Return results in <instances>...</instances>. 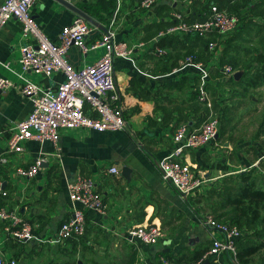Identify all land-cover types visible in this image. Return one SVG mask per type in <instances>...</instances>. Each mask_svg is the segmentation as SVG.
Returning <instances> with one entry per match:
<instances>
[{
	"label": "crops",
	"instance_id": "crops-1",
	"mask_svg": "<svg viewBox=\"0 0 264 264\" xmlns=\"http://www.w3.org/2000/svg\"><path fill=\"white\" fill-rule=\"evenodd\" d=\"M67 1L95 22L90 41L112 29L118 41L137 45L133 57H118L114 63L127 127L106 132L63 130L58 143L60 156L53 143L35 140L25 143L22 154L8 153V129L26 118L32 109L31 101L21 92L22 77L44 86H56L62 74L45 77L34 70H24L20 63L21 47L27 40L22 35L21 23L11 19L4 25L0 32V76L10 79L14 85L0 93V159L8 158L7 162L0 161V182L9 191L7 197H0V207L19 211L32 224L35 237L15 241L0 222V256L11 257L18 264H70L60 260L67 256L59 252L73 243L60 245L51 238L70 217L68 184L83 175L96 180L104 195L105 210L104 213L86 211L83 240L71 248L75 253L81 252L80 264H162V258L183 255L189 260L195 251L210 248L212 239L219 233L208 223L209 217L220 223H231L215 215L208 191L228 176L224 172L238 167L237 160L230 156L237 145L221 133L225 114L220 106L223 105L221 93L227 87L223 66L203 77L194 65L184 64L191 55L198 61H210L213 56L206 41L210 38L199 34L160 36V33L174 24L176 13L183 14L188 21L201 20L212 4L233 8L237 0H160L149 9L141 7L142 0ZM32 11L53 40L79 16L58 0H38ZM204 40L207 51H204ZM141 42L145 45L138 46ZM157 46L164 49L163 54L152 51ZM103 54L101 47L86 55L79 47L72 46L67 56L73 66L81 67ZM218 59L220 62V55ZM203 90L210 96L206 102L200 99ZM214 112L222 119L216 141L183 153V160L203 174L206 182L198 193L183 198L163 179L159 161L173 149V136L181 124L197 128ZM254 146L259 147V143ZM261 152L255 150L254 166L264 158V154H258ZM43 153L46 161L34 177L29 179L17 172L18 166L29 168ZM112 165L119 167L118 174L108 173ZM124 167L129 172L124 173ZM150 224L160 227L164 234L156 244L147 245L127 236L131 228ZM245 229L243 226V236ZM218 259L228 261L225 256ZM205 260H210L209 264L217 262L215 256Z\"/></svg>",
	"mask_w": 264,
	"mask_h": 264
},
{
	"label": "built area",
	"instance_id": "built-area-1",
	"mask_svg": "<svg viewBox=\"0 0 264 264\" xmlns=\"http://www.w3.org/2000/svg\"><path fill=\"white\" fill-rule=\"evenodd\" d=\"M38 0H5L0 3V32L11 19L21 23V31L27 42L21 47L20 63L24 70H34L45 77L62 74V79L56 86H44L29 77H22L21 92L32 103V109L24 119L16 121L8 131L7 152L22 154L25 143L35 140L40 143L51 142L60 156L58 146L63 130L93 129L100 132L125 130L127 120L117 89L114 63L118 57H133L137 45L127 41H118L116 31L109 29L100 37L90 41L89 36L94 26L83 16H77L74 21L65 26L56 40L51 39L42 29L32 8ZM160 0H142V8L149 9ZM175 22L160 36H184L199 34L210 38L208 48L212 58L208 62L198 61L195 55L188 56L184 64L194 65L203 77L209 76L212 70L219 67L218 51L224 41L240 30L244 21L237 13H229L217 4H212L204 19L188 21L183 14L174 15ZM215 38V39H214ZM145 45L140 43L138 46ZM72 46L79 47L84 54L97 48H103L104 54L96 61L81 67L73 66L68 60V52ZM152 51L163 54L162 47H154ZM215 56V58H214ZM1 62V61H0ZM224 73L234 75L236 71L231 65L222 67ZM14 85L13 81L0 76V93ZM209 93L203 90L200 99L209 100ZM222 127L220 115L208 116L201 126L191 128L181 124L173 136L174 146L159 165L162 177L171 183L183 198L195 195L206 182L203 174L192 168L183 160V153L188 149H200L216 141ZM1 162H7L3 156ZM46 161V154L39 155L29 168L18 166L20 175L32 178L40 171ZM119 167L112 165L108 173L118 174ZM71 200L70 217L64 220L58 231L52 236L54 243L65 245L68 241L82 238L86 232V211L96 210L104 213V195L98 189L96 180L90 176L79 175L68 184ZM9 191L0 182V197H7ZM0 222L4 223L6 234L15 241L34 239L33 226L17 210L0 207ZM213 229L219 231L212 239V244L202 259L196 262H176L162 258V264H202L211 256L217 258L216 264H241L238 259L237 241L243 236V231L237 225L220 223L208 218ZM163 232L155 224L131 228L127 236L138 239L144 244L153 245L163 238ZM220 256L228 257L221 261ZM0 264H18L11 257L0 256Z\"/></svg>",
	"mask_w": 264,
	"mask_h": 264
},
{
	"label": "rangeland",
	"instance_id": "rangeland-1",
	"mask_svg": "<svg viewBox=\"0 0 264 264\" xmlns=\"http://www.w3.org/2000/svg\"><path fill=\"white\" fill-rule=\"evenodd\" d=\"M232 5L233 8H222L229 13H239L244 21V26L222 43L218 50L221 51L219 66L231 65L234 71L243 74L250 66L256 65L257 54L255 53L264 51V0H237ZM206 41L203 42L204 51H207ZM223 79H225L226 85H224L227 87H223L221 93L223 105L220 106L225 109L221 133L227 138L230 137L237 145L230 156L237 160L239 165L224 172L228 176L223 178L224 180L217 187L208 191V199L209 203H212L215 215L230 221V217L237 215V212L231 206L224 207L223 199L227 194L234 193L242 182L240 173H249L256 178L259 184L264 185V158L261 164L255 166L256 170H253V160L257 156L255 150H262L263 153L258 154H264V133L261 132L264 129V86L247 88L237 82L234 75L227 73H224ZM235 83H239V85ZM218 96L220 97L219 92ZM220 109H217L218 113ZM258 133L261 136L258 137ZM254 143H259V147L254 146ZM220 153L222 154L223 151ZM231 172L237 174L231 175ZM246 221L244 220L243 223ZM238 227L243 231V226L239 225ZM244 228L248 230L244 231L245 238L253 232L256 226L248 225ZM82 240L83 238L73 240L71 243L73 246L78 245ZM73 246L62 248V253L59 252V255L67 257H60V260H64L65 263L80 264L79 261H82L81 252L79 250L78 253L72 251ZM262 259H264V248L252 257L249 264H260Z\"/></svg>",
	"mask_w": 264,
	"mask_h": 264
},
{
	"label": "trees",
	"instance_id": "trees-1",
	"mask_svg": "<svg viewBox=\"0 0 264 264\" xmlns=\"http://www.w3.org/2000/svg\"><path fill=\"white\" fill-rule=\"evenodd\" d=\"M207 41L209 43L210 39ZM255 54H257L255 57L256 65L250 66L243 74L239 75V82L245 87L264 86V51H257ZM261 132L264 133V129ZM253 170H256L255 166ZM239 176L242 182L237 186L234 193H229L224 197L223 206H231L237 212V215L230 217V224L244 227L256 226L251 234L249 233L245 238L243 236L237 241L240 263L249 264L252 257L264 248V185L259 184L256 178L249 173H240ZM244 220L247 221L243 223ZM73 240L68 241L65 245ZM208 249L209 247H205L195 251L189 260L187 255L171 260L187 263L199 261ZM260 264H264V259L261 260Z\"/></svg>",
	"mask_w": 264,
	"mask_h": 264
},
{
	"label": "water",
	"instance_id": "water-1",
	"mask_svg": "<svg viewBox=\"0 0 264 264\" xmlns=\"http://www.w3.org/2000/svg\"><path fill=\"white\" fill-rule=\"evenodd\" d=\"M62 3H64L65 5L69 6L70 8L74 9L75 11H77L79 13V15L83 16L86 20H88L90 23L95 24V22L88 16L86 15L84 12L80 11L79 9H77L74 5H72L69 1L67 0H58ZM239 74L236 72L234 74L235 78L236 76H238ZM129 168L128 167H124L123 172H129ZM210 260H205L202 264H209Z\"/></svg>",
	"mask_w": 264,
	"mask_h": 264
}]
</instances>
